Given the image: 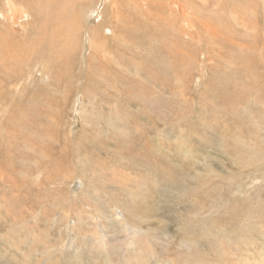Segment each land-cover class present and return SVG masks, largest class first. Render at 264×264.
Instances as JSON below:
<instances>
[{"label": "rangeland", "instance_id": "1", "mask_svg": "<svg viewBox=\"0 0 264 264\" xmlns=\"http://www.w3.org/2000/svg\"><path fill=\"white\" fill-rule=\"evenodd\" d=\"M54 1L0 0V264H264V0Z\"/></svg>", "mask_w": 264, "mask_h": 264}, {"label": "bare ground", "instance_id": "2", "mask_svg": "<svg viewBox=\"0 0 264 264\" xmlns=\"http://www.w3.org/2000/svg\"><path fill=\"white\" fill-rule=\"evenodd\" d=\"M61 1V0H60ZM54 2H56V0L54 1ZM53 2V3H54ZM75 2V1H74ZM138 2V1H137ZM114 4V3H113ZM141 4V3H140ZM116 6H117V4H115ZM15 6V5H14ZM54 6V5H53ZM56 6H58L57 4H56ZM118 7V6H117ZM54 8H55V6H54ZM60 8V7H59ZM120 13V12H119ZM122 14V13H121ZM62 15V14H61ZM120 16V15H119ZM122 16H123V14H122ZM28 17V16H27ZM72 24V23H71ZM63 27V26H62ZM76 29V28H75ZM39 32H40V30H39ZM45 33V32H44ZM48 35V34H47ZM36 38H38V37H36ZM61 38V37H60ZM33 41V40H32ZM42 43L43 41L41 40V38L40 39H38L37 40V43ZM38 43V44H39ZM43 44V43H42ZM45 44V43H44ZM43 44V45H44ZM45 46V45H44ZM41 50V49H40ZM45 50V49H44ZM44 50H43V53H44ZM47 50V49H46ZM98 51V50H97ZM42 52V51H41ZM50 52V51H49ZM94 52V51H93ZM99 52V51H98ZM106 52V51H105ZM24 53V52H23ZM33 53V52H32ZM101 53V52H100ZM99 53V54H100ZM107 54V53H106ZM101 55H103V54H100V56ZM33 57V56H32ZM18 58V57H17ZM16 58V59H17ZM31 58V57H30ZM32 59V58H31ZM17 61V60H16ZM30 61H32V60H30ZM11 62H13V63H15L14 61H11ZM17 63V62H16ZM19 63H21V62H19ZM18 63V64H19ZM32 62H30L29 64H31ZM18 64H17V66H18ZM21 65V64H20ZM16 67V66H15ZM21 71V70H20ZM104 77V76H103ZM102 77V78H103ZM107 80V79H106ZM15 88V87H14ZM125 102H128V101H125ZM129 103H130V101H129ZM196 126V125H195ZM220 127H221V124H219L218 123V125H216L215 126V131H217L216 133H218L221 129H220ZM149 129V128H148ZM150 130V129H149ZM224 136V135H223ZM228 136V135H227ZM188 139H190V137L188 138ZM181 143L179 144L181 147H179L178 148V151L177 152H179V153H186V152H188V153H190V154H192V155H194V152H196V145L194 144L195 142H192V140L190 139V140H187V139H183V140H181L180 141ZM182 143H184V147H183V145H181ZM133 145V144H132ZM226 149V148H225ZM186 151V152H185ZM189 154V155H190ZM196 154V153H195ZM189 155H187V154H185V156L186 157H188V158H190V159H192V157L191 156H189ZM261 253V252H260ZM262 254H264V252L262 253Z\"/></svg>", "mask_w": 264, "mask_h": 264}]
</instances>
